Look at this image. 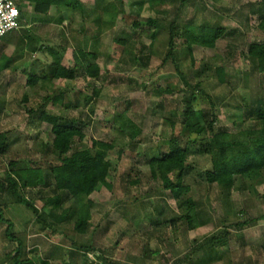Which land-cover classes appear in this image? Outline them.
<instances>
[{"label": "rangeland", "instance_id": "374dc122", "mask_svg": "<svg viewBox=\"0 0 264 264\" xmlns=\"http://www.w3.org/2000/svg\"><path fill=\"white\" fill-rule=\"evenodd\" d=\"M15 1L23 10L22 26L8 34L11 42L0 43V132L7 134L0 145V208L23 242L22 259L32 264H264L263 180L253 182L254 190L239 181L208 183L211 156L183 125L190 102L205 113L207 123L215 112L214 132L254 129L253 112L264 111V72L251 60L249 48L264 43V0H145L144 6L134 4L140 0L123 5L104 0L105 9L110 3L108 20L113 11L129 25L108 23L102 60L93 61L101 69L97 80L74 63L77 35L66 37L72 31L70 11L61 17L68 45L50 53L51 32L39 33L37 28H43L35 25L44 16L36 14V3ZM151 18L158 21L152 28L132 26ZM76 23L77 29L84 24ZM197 27L224 34L213 46L192 44L196 35L186 30ZM55 64L72 69L77 78L52 79L49 67ZM32 74L40 76L34 86L28 85ZM44 105L48 114L67 124L75 121L82 130L84 138L76 140L73 151H92L94 140L114 145L107 184L94 183L91 196L68 198L60 206L51 202L59 194L51 172L62 156L51 144V126L29 117ZM137 128L142 134L132 141L129 135ZM173 143L188 150L182 183L189 190L179 200L147 164ZM35 171L48 177V184L25 188L29 176L37 177ZM10 179L39 215L16 201ZM186 200L196 214L193 228L181 217L180 204ZM79 211L91 215L85 234L74 230ZM6 229L0 221V264H18V243Z\"/></svg>", "mask_w": 264, "mask_h": 264}, {"label": "trees", "instance_id": "16d2710c", "mask_svg": "<svg viewBox=\"0 0 264 264\" xmlns=\"http://www.w3.org/2000/svg\"><path fill=\"white\" fill-rule=\"evenodd\" d=\"M36 3L35 12L38 15H46L50 12L51 8L58 7L66 11H74L80 7L78 0H29ZM156 4L163 3L165 0H155ZM146 2L141 1V6ZM153 1L148 4L153 5ZM20 10L19 24L21 25V18L23 10L19 5H16ZM156 6V5H155ZM113 19L116 16H112ZM125 18V17H124ZM157 19H148L146 22L133 23L132 26L135 30L140 27L146 26L152 28L157 25ZM189 28V27H185ZM191 28V27H190ZM194 28V27H193ZM197 31L186 30V33L192 32L196 37H192V44H202L204 46H213L215 41L223 36V31L220 29H210L205 27ZM20 29V28H19ZM18 29V30H19ZM17 30H14L15 32ZM29 36H32L30 29L26 30ZM31 32V34H30ZM12 33V32H11ZM152 37H155L152 35ZM173 29L170 34L169 52L172 54L173 50ZM4 39V38H3ZM2 39V40H3ZM40 39V37H38ZM206 39V40H205ZM0 40V41H2ZM20 40V39H19ZM122 44H127L126 41L120 40ZM21 43L20 41L18 42ZM249 55L251 60L256 62L259 72H264V43H253L249 48ZM74 63L80 66V72L85 74L88 78L97 80L100 76V68L93 63L97 60V56L92 53L78 52L73 54ZM11 60L9 61V63ZM92 62V63H91ZM9 67V64L5 67ZM50 68L52 79H76L72 69L66 68L60 64H55ZM40 80L36 74L30 75L28 78V85L34 86ZM52 98H47L51 100ZM63 99V98H61ZM45 101V102H46ZM41 107L38 111H30V118H37L40 123H46L51 126V132L54 135L52 146L60 153L62 158H58L59 163L54 166L51 172L55 182V191L59 192L57 198L51 201L55 206H60L68 198H77L81 196H91L93 193L94 183L107 184V177L111 169V162L108 160L109 153L112 152L114 145L94 140L91 150H77L73 151L76 140L81 141L84 134L80 127L77 126L75 121L71 123H64L57 115L48 114L46 109ZM188 111L184 115V127L191 133L199 137V144L205 147V153L211 156L213 170L206 174V181L210 184L218 183L221 185L232 186L239 181L244 186L249 184L254 190L253 182L263 180L264 182V111L258 110L253 112L256 125L254 129L240 132L238 134L229 135L228 133L214 132V124L217 122L215 112H212L211 121L207 123L206 115L202 111H196L191 107L188 102ZM253 119V118H252ZM195 124L192 125V121ZM191 121V123H190ZM258 126V127H257ZM211 133V134H210ZM142 134V130L137 128L130 135V139L135 141ZM210 134V135H209ZM208 135V136H206ZM7 136L6 133L0 132V145L4 146L3 140ZM196 141V142H198ZM188 150L182 148L176 143L169 146V150L160 153L159 157H150L148 159V166L152 170L153 175L160 174L163 187L165 190L170 191L174 199L179 200L184 196L186 190L183 186L182 180L186 169V159ZM34 172V171H33ZM37 177L29 176L27 182L24 184L25 188H36L39 185H47V178L40 174V171H35ZM174 175L177 179L173 180L171 176ZM248 181H250L248 183ZM8 188L11 194L16 198L19 204L24 205L32 210L35 214L39 212L29 199L19 191L18 182L12 179L8 181ZM244 186H241L243 189ZM192 205L191 201H183L180 208H184L181 217L190 227H194L196 222V214L188 210ZM91 215L83 211L78 212V219L74 223V230L79 234H85L89 227ZM41 220V219H40ZM0 221L7 223L6 235L10 240L18 243L17 253L15 260L18 264H32L29 260L22 259L24 253L23 242L13 235L14 224L4 218L3 211L0 208ZM41 223V221H40Z\"/></svg>", "mask_w": 264, "mask_h": 264}, {"label": "crops", "instance_id": "0c3cea01", "mask_svg": "<svg viewBox=\"0 0 264 264\" xmlns=\"http://www.w3.org/2000/svg\"><path fill=\"white\" fill-rule=\"evenodd\" d=\"M12 1L16 4L15 0H12ZM78 1L80 2V7H77L76 9H74V11H70V13L67 14L69 23H72L70 25L72 28V31L70 29H68L70 31V33L67 32L66 37L68 38V40H70V37L68 35H70L71 33H74L77 35L78 44L74 45L73 49L75 51H73V52L78 53V52L82 51V52H86V53H92L98 57L97 60L101 61L102 56L100 55L101 54L100 51L102 49L104 50V48H105L104 37L107 35V32H108V23L111 24L114 21L115 22L124 21L125 25L128 26L129 24L126 22L127 19H125L126 17L124 15L122 16L121 19H117V14L114 13L113 11L110 13V19L108 20L107 16H108L109 11H110L109 10L110 9V5H109L110 3H108L107 8L105 9V6L103 5V3H105L104 0H78ZM128 1L130 2V0H128ZM128 1L121 0V3L123 5V3L126 4ZM141 1H145V0H140L134 4L141 5ZM25 3H28V2H25ZM66 12L67 11L62 9V8H58V7L53 6L49 12L51 17L48 18L45 15L40 16L42 18L40 20L37 19L35 22L36 26L40 25L41 28H43V30H41L40 28H37L39 30V33H42V31H48V30L51 32V42L47 43V45L50 47H46V48H49V49H47V51L50 53L53 52V50H54V52L56 51L55 53L62 52L61 50L58 49V47L63 48L62 45H64V46L68 45L67 42H65L63 40L66 38L62 39V32L65 30V28L62 27L63 25L61 23V17L64 16L66 14ZM113 15L116 16L115 19L112 18ZM66 19L67 18H63L64 23H65ZM56 20H58L59 23L55 25ZM47 21L48 22L51 21V25H49V23ZM79 21H81L82 23L84 22V24L79 25V29H77L78 24L76 22H79ZM30 22L32 23L33 21H30ZM33 26L34 25L30 24L28 26V28H31ZM109 26H111V25H109ZM122 28L124 29V27H122ZM58 31H59V33H58ZM28 32H27V34H28ZM30 34H31V32H30ZM71 35H72V37L74 36L73 34H71ZM7 36L2 41H0V43H2V42L4 43V41L6 44L11 42V41H9L10 39H7ZM38 36L40 37V39H39L40 41H44L43 37L41 35L38 34ZM35 39L37 40V37ZM18 42L19 41H17V43ZM119 44L124 45L120 42H119ZM81 45H83V48H81ZM54 46H56V47H54ZM76 46L78 48L77 49L78 51L76 50ZM1 52L4 53L5 50H2ZM93 61H96V59ZM98 64L99 63H95V65L97 67H99ZM6 70L9 71V69H7V68H6Z\"/></svg>", "mask_w": 264, "mask_h": 264}, {"label": "built area", "instance_id": "2783aa9c", "mask_svg": "<svg viewBox=\"0 0 264 264\" xmlns=\"http://www.w3.org/2000/svg\"><path fill=\"white\" fill-rule=\"evenodd\" d=\"M20 10L12 0H0V40L20 28Z\"/></svg>", "mask_w": 264, "mask_h": 264}]
</instances>
